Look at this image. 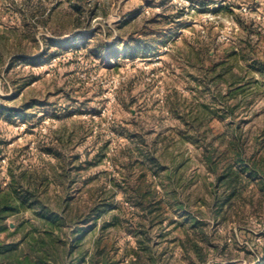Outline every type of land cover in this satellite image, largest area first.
I'll use <instances>...</instances> for the list:
<instances>
[{
	"label": "rangeland",
	"instance_id": "374dc122",
	"mask_svg": "<svg viewBox=\"0 0 264 264\" xmlns=\"http://www.w3.org/2000/svg\"><path fill=\"white\" fill-rule=\"evenodd\" d=\"M54 1L0 0V264H263L264 0Z\"/></svg>",
	"mask_w": 264,
	"mask_h": 264
},
{
	"label": "trees",
	"instance_id": "16d2710c",
	"mask_svg": "<svg viewBox=\"0 0 264 264\" xmlns=\"http://www.w3.org/2000/svg\"><path fill=\"white\" fill-rule=\"evenodd\" d=\"M77 2L81 1V0H76ZM193 2H198V0H192ZM62 2H67L70 3L72 2V0H55L52 7L50 9H48V13L47 16L49 18V20L52 18V15H54V11L61 5ZM77 4V3H76ZM78 6V7H76ZM76 7V11H78L76 13V15L72 16L71 20H70V26L72 27V29L76 30V29H80V28H88L89 27V23L88 20L83 21L82 20V13L80 11V6L77 4L75 5ZM37 9H41L40 7H37ZM43 12V10H42ZM41 13V12H40ZM135 47H130L128 46V44L124 45V50H125V54H128L130 57H135V52L137 50V48H142V47H150L151 45L149 44V42H147V40L145 39L144 41H136L135 42ZM136 48V49H135ZM7 190H2L0 189V232L2 231V223L5 219H7L8 217L14 215L15 213L24 210L27 208V204L29 202H33L36 201L38 194L40 193V190L38 189V187L36 186H30L27 185V190L25 191V195L24 197H22V199L19 198H15L12 196V194L10 192H6ZM144 198L142 197L140 206H142V200ZM43 218V220L45 222H49L52 221V219L50 217H44L41 216ZM160 221L159 224H162V219L158 220ZM168 234V233H167ZM164 234L163 236L167 235ZM102 242H100V240H96L94 243V247H93V253H92V257L90 258L91 260V264L93 262V260L98 258V259H102L101 261L103 262V264H108L109 262H112L111 258V250L110 249H106L105 245H101ZM6 246H0V256H2L4 254L5 251H7ZM39 250V249H37ZM39 258L37 257V259L40 261L44 258V253L43 251L39 250ZM36 252V251H35ZM42 252V253H41ZM132 255L135 256V259H131L129 261L128 264H143L140 263V260H138L139 255L135 252H132ZM29 258H25V259H21L18 261V264H26L27 262H30L28 260ZM111 260V261H110ZM263 264H264V250H263Z\"/></svg>",
	"mask_w": 264,
	"mask_h": 264
}]
</instances>
